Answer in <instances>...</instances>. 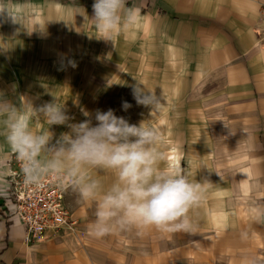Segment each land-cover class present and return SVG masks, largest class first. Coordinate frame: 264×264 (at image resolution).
Instances as JSON below:
<instances>
[{"label": "crops", "instance_id": "0c3cea01", "mask_svg": "<svg viewBox=\"0 0 264 264\" xmlns=\"http://www.w3.org/2000/svg\"><path fill=\"white\" fill-rule=\"evenodd\" d=\"M127 2L128 6L140 8L139 22L126 26L134 29L140 40L152 43L154 38L172 35L178 42L184 36L190 38L201 63L195 75L202 87L201 107L221 114L226 124L222 139L228 142L232 158V174L224 180H218L214 170H194L189 180L200 182L203 192L188 212L192 227L175 232L139 229V235L131 236L136 240V258L153 264L157 253L156 261L162 262L170 247L177 249L174 254L186 257L187 246L201 243L211 246L209 253L212 249L225 253L224 263L264 264V45L258 39L264 31L260 16L264 0ZM42 3L49 6V22L56 21L57 7L66 11V19L68 11L72 15L73 9H79L83 28L95 29L82 16L84 8L91 19L94 0H0V7L6 9L0 12V92L14 102L18 77L15 62L32 59L24 55L39 43V29L46 14ZM3 149L8 152L7 146ZM9 158H0V206L7 196L4 177ZM67 198L66 193L69 209ZM88 213L82 205L75 220H93ZM69 235L51 233L34 245H26L24 228L13 223L0 208V264H74ZM78 249L76 264H90L88 245ZM115 264H119L118 259Z\"/></svg>", "mask_w": 264, "mask_h": 264}, {"label": "rangeland", "instance_id": "374dc122", "mask_svg": "<svg viewBox=\"0 0 264 264\" xmlns=\"http://www.w3.org/2000/svg\"><path fill=\"white\" fill-rule=\"evenodd\" d=\"M48 7L41 5L46 14L39 29V43L32 45L34 51L24 55L32 59L15 62L18 71L16 102L28 98L34 106H39L56 97L73 118L71 122L86 119L82 109L93 117L96 110L112 109L116 116L124 117L130 124L138 125L146 120L161 133L156 147L164 153L163 167H180L188 178L198 168L214 170L218 180H224L228 174L231 176L232 158L228 155V142L222 139L226 124L221 114L201 107L202 87L195 78L201 63L189 37L184 36L179 42L173 35L167 39L157 37L147 43L139 39L134 29L122 26L109 41L99 38L96 29L83 28L80 14L71 15L68 11L66 19V11L60 7L56 10V21L49 22ZM23 48L28 49V46ZM10 81L13 83L14 78L10 77ZM136 82L160 96L163 104L158 112L151 114L149 108L136 104L131 87ZM125 101L131 105L127 110L122 107ZM48 127L44 120L33 124L36 132L47 131ZM49 131L55 139L68 129L52 125ZM0 145H3L1 137ZM89 174L105 187L115 180L110 171L89 169ZM67 194L74 219L82 205L94 216L95 203L81 204L70 188ZM76 221V230L69 235L74 264L79 262L76 261L80 256L78 248L82 244L88 245L92 264H115L117 259L119 264H144L136 258L139 254L133 252L136 240L131 237L142 230L132 228L96 238L87 231L92 220ZM209 247L201 243L187 246L186 257L174 254L177 249L170 247L164 252L166 260L156 261V253L153 264H228L224 263L225 253L217 249L209 253Z\"/></svg>", "mask_w": 264, "mask_h": 264}, {"label": "clouds", "instance_id": "9594fccd", "mask_svg": "<svg viewBox=\"0 0 264 264\" xmlns=\"http://www.w3.org/2000/svg\"><path fill=\"white\" fill-rule=\"evenodd\" d=\"M92 9L91 19L84 8L82 16L99 38L109 41L122 26L131 27L140 20V8L128 6L127 0H94ZM5 10L0 7V12ZM131 87L137 105L149 108L151 114L160 110L163 102L154 90L138 82ZM122 107L127 110L131 105L125 101ZM81 111L86 119L71 122L73 118L56 97L34 106L28 98L14 102L0 92V137L8 149L5 153L0 145V158L15 157L26 185H39L42 178L55 176L81 201L95 203L94 219L87 225L93 237L132 228L188 231L192 227L189 209L199 202L203 188L189 180L182 168L162 166L164 153L156 147L161 140L159 129L146 120L130 124L112 109L96 110L94 117ZM40 120L47 122V131L33 130L34 122ZM52 125H63L68 131L54 139L49 131ZM89 169L110 171L115 180L105 187Z\"/></svg>", "mask_w": 264, "mask_h": 264}, {"label": "built area", "instance_id": "2783aa9c", "mask_svg": "<svg viewBox=\"0 0 264 264\" xmlns=\"http://www.w3.org/2000/svg\"><path fill=\"white\" fill-rule=\"evenodd\" d=\"M264 19V7L260 10ZM259 43L264 45V31L258 35ZM7 196L0 206L2 213L24 228L26 245H34L48 234L72 233L77 221L65 204L69 188L55 176L42 178L39 185H26L20 174V165L14 156L7 163Z\"/></svg>", "mask_w": 264, "mask_h": 264}]
</instances>
